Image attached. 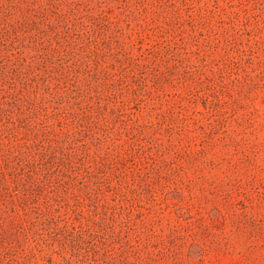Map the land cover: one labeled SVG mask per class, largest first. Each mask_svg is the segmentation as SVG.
I'll use <instances>...</instances> for the list:
<instances>
[{
  "label": "rangeland",
  "instance_id": "1",
  "mask_svg": "<svg viewBox=\"0 0 264 264\" xmlns=\"http://www.w3.org/2000/svg\"><path fill=\"white\" fill-rule=\"evenodd\" d=\"M0 264H264V0H0Z\"/></svg>",
  "mask_w": 264,
  "mask_h": 264
}]
</instances>
